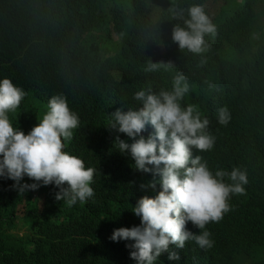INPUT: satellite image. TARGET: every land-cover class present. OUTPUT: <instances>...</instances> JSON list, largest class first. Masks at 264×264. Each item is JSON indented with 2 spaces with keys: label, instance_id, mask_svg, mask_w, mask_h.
<instances>
[{
  "label": "trees",
  "instance_id": "obj_1",
  "mask_svg": "<svg viewBox=\"0 0 264 264\" xmlns=\"http://www.w3.org/2000/svg\"><path fill=\"white\" fill-rule=\"evenodd\" d=\"M104 3L0 0V79L10 77L27 93L10 120L27 129L48 95L67 94L83 118L67 152L98 170L91 185L94 197L74 209L62 208L53 185H41L24 238L10 234L15 215L6 210L0 193V264H135L125 247L130 242H113L110 236L113 229L139 225L131 205L142 196L154 197L160 188L141 187L153 176L135 170L131 158L107 157L99 145L101 129L107 114L130 107L133 90L171 91L178 72L186 73L189 84L181 105L199 108L217 143L214 153L193 148V156L200 155L214 169L241 165L251 175V127L264 124V39H252L251 0H227L224 8L235 17L221 27L204 68L176 48L168 33L169 13L160 17L150 0H122L113 21L103 16ZM169 61L173 67L165 66ZM150 63L161 66L149 71ZM221 107L230 113L227 125L218 122ZM255 172L264 181V160ZM61 217L62 222L55 220ZM186 227L199 232L191 222ZM263 227L264 202L251 200L250 192L220 222L207 226L216 243L210 255L193 242L183 250L170 245L180 260L163 253L159 264H238L241 257L251 264V235Z\"/></svg>",
  "mask_w": 264,
  "mask_h": 264
},
{
  "label": "clouds",
  "instance_id": "obj_2",
  "mask_svg": "<svg viewBox=\"0 0 264 264\" xmlns=\"http://www.w3.org/2000/svg\"><path fill=\"white\" fill-rule=\"evenodd\" d=\"M122 0H105L103 16L113 21ZM241 1V0H239ZM160 11L169 13V31L176 48L193 56L198 68H204L215 46L220 30L234 14L227 12V0H150ZM252 39H264V0H251ZM161 65L150 63L149 71ZM166 67H173L169 61ZM185 72L177 73L171 91L158 94L151 89H140L130 95L126 110L117 108L107 114L108 123L102 127L104 153L122 160L129 157L135 170L151 173L147 187L160 190L154 197L142 196L131 205L139 225L113 229V242L127 241L129 258L135 264H159L158 258L168 254L169 260L179 261L188 242L210 255L216 248L207 226L220 222L231 211L233 203L242 204L251 192V200L264 202V181L255 169L263 163L264 124L251 127V175L241 165L214 169L199 152H215V137L206 129L207 118H202L196 105L182 106L180 101L189 92ZM118 80L122 76L118 75ZM27 93L10 77L0 79V193L6 210L15 215V227L10 234L19 238L28 235L31 221L27 218L40 196V186L53 185L55 200L62 208L74 209L77 202L84 204L95 195L97 167L85 165L77 155L70 154L78 137L83 118L73 102L63 92L48 95L47 103L29 120L27 129L13 125L10 114L17 112ZM218 122L227 125V107L217 110ZM260 143V144H259ZM150 166V167H149ZM80 204L81 207H86ZM231 205V206H230ZM57 211V210H56ZM62 222L63 218L55 219ZM191 222L199 229L189 231ZM25 230L20 236L15 231ZM251 264H264V227L251 235ZM134 262L128 263L133 264ZM238 264H246L241 257Z\"/></svg>",
  "mask_w": 264,
  "mask_h": 264
},
{
  "label": "rangeland",
  "instance_id": "obj_3",
  "mask_svg": "<svg viewBox=\"0 0 264 264\" xmlns=\"http://www.w3.org/2000/svg\"><path fill=\"white\" fill-rule=\"evenodd\" d=\"M35 103H37V102H35ZM17 234H19L20 236H23L24 234H25V230H23V229H21V228H19V230L18 231H15Z\"/></svg>",
  "mask_w": 264,
  "mask_h": 264
},
{
  "label": "bare ground",
  "instance_id": "obj_4",
  "mask_svg": "<svg viewBox=\"0 0 264 264\" xmlns=\"http://www.w3.org/2000/svg\"><path fill=\"white\" fill-rule=\"evenodd\" d=\"M251 28V27H250ZM154 43V42H153Z\"/></svg>",
  "mask_w": 264,
  "mask_h": 264
}]
</instances>
